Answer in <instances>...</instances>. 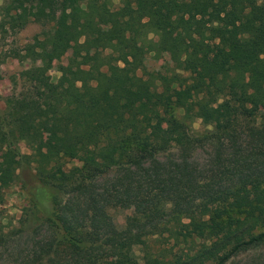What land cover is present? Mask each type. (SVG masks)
Segmentation results:
<instances>
[{"label":"trees","instance_id":"obj_1","mask_svg":"<svg viewBox=\"0 0 264 264\" xmlns=\"http://www.w3.org/2000/svg\"><path fill=\"white\" fill-rule=\"evenodd\" d=\"M0 16L3 37L45 28L23 49L38 63L20 74L29 91L9 99L0 125V175L13 184L22 158L34 165L25 195L47 225L21 264H228L264 247V0H5ZM164 47L182 57L171 72L139 75ZM93 50L52 83L61 54ZM177 113L207 127L206 166L190 161L202 141L185 130L182 160H159ZM122 166L132 173L121 191L94 189ZM75 183L82 200L62 201ZM129 201L118 229L109 208Z\"/></svg>","mask_w":264,"mask_h":264},{"label":"rangeland","instance_id":"obj_2","mask_svg":"<svg viewBox=\"0 0 264 264\" xmlns=\"http://www.w3.org/2000/svg\"><path fill=\"white\" fill-rule=\"evenodd\" d=\"M5 0H0V8ZM114 6L118 7L120 0H113ZM1 21V16H0ZM44 26L40 23L33 22L28 24L16 35H5L3 37V29L0 27V125L3 126V117L9 108L8 101L10 98L19 96L28 92L30 86L25 80L20 78L23 70L33 68L38 63H34L23 52L24 47L33 42V39L40 35L44 30ZM96 36H93L95 39ZM96 40V39H95ZM99 55V51H90L80 55H74L71 51L61 54L55 61L50 71L51 81L56 84L62 75V72L72 64H80L86 62L87 59L95 58ZM182 59L179 52L170 48H162L161 55L157 58L153 55H147L140 59L139 75L145 79L155 75L157 77L165 76V72L170 73L176 65V62ZM82 67H85L83 65ZM259 127H264V103L258 114ZM174 121L165 126V134L171 140V147L165 155L159 160L162 163H168L172 160L181 161L183 146L179 145L176 140L178 133L186 131L188 139H198L202 143H198L195 150L191 152L190 161L198 166H206L208 160L212 159V146L205 141V127L200 121L189 122L184 120L182 113L174 115ZM2 122V124H1ZM264 133V131H263ZM207 134V133H206ZM204 135V136H203ZM205 142V143H203ZM192 145V143H191ZM191 145H188L191 146ZM211 146V147H210ZM17 148L21 156L30 154L24 142H18ZM214 154V153H213ZM70 166L76 165L81 167V162H71ZM132 171L128 166L113 168L104 175L98 177L94 181V189L99 192L106 191L116 194L121 191L120 180L128 178ZM36 171L34 165L26 162L22 158L21 164L17 170V179L13 184H8L7 179L0 175V264H21L20 260L26 256L34 248V244L41 241L46 234V221L36 214H31L29 200L25 195V191L37 182ZM77 183L68 185L62 189L60 196L62 201L82 198L83 193L79 188L76 190ZM81 192V193H79ZM111 196L114 198V195ZM111 217L118 229H126L131 223V217L136 210V203L125 202L117 205L115 208H109ZM228 264H264V247L252 249L235 257Z\"/></svg>","mask_w":264,"mask_h":264}]
</instances>
